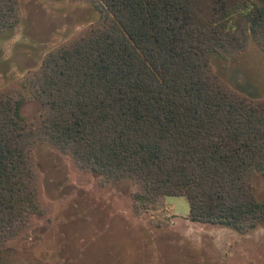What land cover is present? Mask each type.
Masks as SVG:
<instances>
[{"label":"trees","instance_id":"1","mask_svg":"<svg viewBox=\"0 0 264 264\" xmlns=\"http://www.w3.org/2000/svg\"><path fill=\"white\" fill-rule=\"evenodd\" d=\"M57 1V0H56ZM94 21L0 90V264L43 213L42 142L100 184L127 180L137 214L183 196L192 222L246 233L264 221V98L234 88L212 56L264 55V0H77ZM20 19L0 0V32ZM33 98L41 111L20 113Z\"/></svg>","mask_w":264,"mask_h":264},{"label":"rangeland","instance_id":"2","mask_svg":"<svg viewBox=\"0 0 264 264\" xmlns=\"http://www.w3.org/2000/svg\"><path fill=\"white\" fill-rule=\"evenodd\" d=\"M17 1L18 23L0 32V90L22 82L50 49L97 17L77 0ZM211 63L234 88L264 98V55L253 45L229 60L212 56ZM40 111L33 98L20 106L24 117ZM35 159L43 213L10 241L12 264H264V221L246 233L192 222L183 196H167L137 214L129 181L102 185L42 142ZM252 184L264 201V176L254 175Z\"/></svg>","mask_w":264,"mask_h":264}]
</instances>
